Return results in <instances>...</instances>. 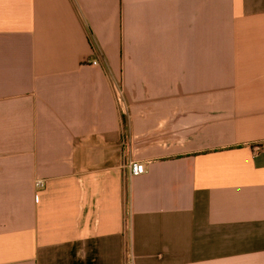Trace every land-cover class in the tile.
Here are the masks:
<instances>
[{
    "label": "crops",
    "instance_id": "1",
    "mask_svg": "<svg viewBox=\"0 0 264 264\" xmlns=\"http://www.w3.org/2000/svg\"><path fill=\"white\" fill-rule=\"evenodd\" d=\"M263 142L264 0H0V264H264Z\"/></svg>",
    "mask_w": 264,
    "mask_h": 264
},
{
    "label": "built area",
    "instance_id": "2",
    "mask_svg": "<svg viewBox=\"0 0 264 264\" xmlns=\"http://www.w3.org/2000/svg\"><path fill=\"white\" fill-rule=\"evenodd\" d=\"M91 66H97V63L96 61H92L90 63ZM117 95H118V99L120 98L121 96V91L119 90L117 92ZM252 150L253 152L255 153H258V152H262L264 151V142L261 143V144H256L252 147ZM145 172V168H144V165L142 163H139V162H132L129 164L128 166V175L130 177H137V176H140L142 174H144ZM44 186V182L41 181V180H37L34 184V187L35 189L39 190L41 188H43ZM127 264H132L131 261H129Z\"/></svg>",
    "mask_w": 264,
    "mask_h": 264
}]
</instances>
